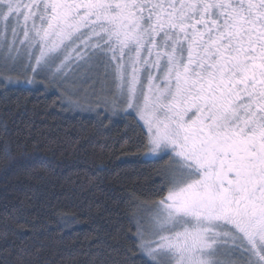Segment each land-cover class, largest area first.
<instances>
[{
	"label": "snow or ice",
	"instance_id": "6c2138e0",
	"mask_svg": "<svg viewBox=\"0 0 264 264\" xmlns=\"http://www.w3.org/2000/svg\"><path fill=\"white\" fill-rule=\"evenodd\" d=\"M0 37V83L76 88L167 160L102 264H264V0H0Z\"/></svg>",
	"mask_w": 264,
	"mask_h": 264
},
{
	"label": "trees",
	"instance_id": "16d2710c",
	"mask_svg": "<svg viewBox=\"0 0 264 264\" xmlns=\"http://www.w3.org/2000/svg\"><path fill=\"white\" fill-rule=\"evenodd\" d=\"M74 104L42 82L0 83V256L27 246L36 264H102L130 207L159 199L167 160L146 158L133 117Z\"/></svg>",
	"mask_w": 264,
	"mask_h": 264
},
{
	"label": "rangeland",
	"instance_id": "374dc122",
	"mask_svg": "<svg viewBox=\"0 0 264 264\" xmlns=\"http://www.w3.org/2000/svg\"><path fill=\"white\" fill-rule=\"evenodd\" d=\"M21 38H22V33H21ZM0 39H2V37H0ZM9 41H11V35L10 34H9ZM15 46L17 48H20L21 49V52L23 51V46H21L19 44V41L16 42V45ZM0 47H2V45H0ZM13 54H15V53H13ZM12 74L18 75V76L21 77L20 79L10 78L13 84H17V83H15L16 81H19V84H24V80L25 79L35 80V83L34 84H31V85H28V86L40 85L41 82H42L44 84V86L50 87L51 89L56 90L58 92V94L61 95L62 97H64L65 99H67L69 103H74V102H76V103H83V96H82V94L81 95H70L69 94V92H72V93L78 92L79 90L76 89V88H73L71 86H68L69 92H65L63 89H58L57 87H55L53 85H49L47 81H44V80H42L39 77H34L31 72L27 73L26 75H24V74H17V73H10L9 75H12ZM24 85H26V84H24ZM74 105H76V104H74ZM94 109L95 110H98V108H96V107H94ZM115 110H117L116 112H119V114L122 113L118 109H115Z\"/></svg>",
	"mask_w": 264,
	"mask_h": 264
}]
</instances>
